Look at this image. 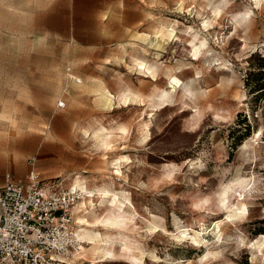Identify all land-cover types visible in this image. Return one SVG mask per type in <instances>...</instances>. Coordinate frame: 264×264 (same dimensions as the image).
<instances>
[{
	"label": "rangeland",
	"instance_id": "374dc122",
	"mask_svg": "<svg viewBox=\"0 0 264 264\" xmlns=\"http://www.w3.org/2000/svg\"><path fill=\"white\" fill-rule=\"evenodd\" d=\"M253 53L264 0H0V184L91 192L66 264H264Z\"/></svg>",
	"mask_w": 264,
	"mask_h": 264
},
{
	"label": "built area",
	"instance_id": "2783aa9c",
	"mask_svg": "<svg viewBox=\"0 0 264 264\" xmlns=\"http://www.w3.org/2000/svg\"><path fill=\"white\" fill-rule=\"evenodd\" d=\"M79 197L63 181L43 180L34 169L25 179L8 174L0 185V264H66L79 246Z\"/></svg>",
	"mask_w": 264,
	"mask_h": 264
},
{
	"label": "bare ground",
	"instance_id": "6f19581e",
	"mask_svg": "<svg viewBox=\"0 0 264 264\" xmlns=\"http://www.w3.org/2000/svg\"><path fill=\"white\" fill-rule=\"evenodd\" d=\"M163 32V31H162ZM175 32V31H174ZM168 34V36H171V35H173V32H168L167 33ZM166 35V34H165ZM194 54V53H193ZM195 55V54H194ZM138 64V66H140V67H142V68H145L146 67V63H144V62H138L137 63ZM146 69V68H145ZM147 69H148V71L149 72H151L154 76H155V73H154V71H152V69L151 68H149V66L147 67ZM146 69V70H147ZM101 100H105L106 101V103H107V105L108 104H110L111 102H112V94L110 93V92H108V91H104V92H102L101 93ZM166 99V98H165ZM147 124V123H146ZM146 126V125H145ZM149 127V126H148ZM145 128V127H144ZM145 130V129H144ZM150 130V129H149ZM100 133V132H99ZM106 133V132H105ZM108 134H110V133H108ZM112 134V133H111ZM110 134V135H111ZM109 138V137H108ZM102 140V139H101ZM103 143H105L104 142V139H103ZM107 143V142H106ZM81 188V190H82V195H83V193L85 192V193H91L90 191H87L86 190V188L84 187V186H82L81 184H80V182L79 181H77L76 182V186L74 187L75 189L76 188ZM73 189V188H72ZM109 193V192H108ZM107 192H100V194H101V198H104L105 196H106V194H108ZM89 197L91 196L90 194L88 195ZM244 199V197L242 198V200ZM95 203V202H94ZM82 205H85L86 204V201L84 200L82 203H81ZM231 213L232 214H234V215H236L238 218H244L245 216H247L248 214H249V209H248V207H247V205L245 204V203H241L239 206H237L236 207V209H233V210H231ZM231 217V215H228L227 217H226V220L227 219H229ZM79 221H80V223H81V226H90V222H89V220H87V219H85V218H79ZM228 221V220H227ZM224 223V220H219V221H217L216 222V224H215V226L217 227V229H218V239H217V243H218V247L219 246H222L224 243H225V237H224V235H223V232H222V230H221V228H220V226H221V224H223ZM196 235V234H195ZM263 238H264V234L263 235H261ZM76 238H77V240L78 241H80V242H82L80 239H79V237H78V234H77V232H76ZM243 241H245V240H243ZM255 241V240H254ZM262 242V241H261ZM247 243V242H246ZM97 244V243H96ZM245 244V243H244ZM248 244V243H247ZM259 244V240H256V242H253V245L252 246H255V245H258ZM259 246V245H258ZM261 246V247H260ZM259 247L261 248L260 249V251H262V252H264L263 251V249H262V247L264 248V244L263 245H260ZM258 247V248H259ZM255 248V247H254ZM257 249V248H256ZM257 251V250H256ZM258 252V251H257Z\"/></svg>",
	"mask_w": 264,
	"mask_h": 264
},
{
	"label": "trees",
	"instance_id": "16d2710c",
	"mask_svg": "<svg viewBox=\"0 0 264 264\" xmlns=\"http://www.w3.org/2000/svg\"><path fill=\"white\" fill-rule=\"evenodd\" d=\"M253 58L256 60L247 71L245 87L250 95L261 98L264 97V55L261 53H253L251 59Z\"/></svg>",
	"mask_w": 264,
	"mask_h": 264
},
{
	"label": "crops",
	"instance_id": "0c3cea01",
	"mask_svg": "<svg viewBox=\"0 0 264 264\" xmlns=\"http://www.w3.org/2000/svg\"><path fill=\"white\" fill-rule=\"evenodd\" d=\"M116 1H118V0H116ZM119 1H120V0H119ZM114 4L117 5V3H114ZM117 6H118V5H117ZM117 8H119V7H117ZM96 10H97V9H96ZM99 11H102V10L99 9L98 12H99ZM7 175H8V174H7ZM7 175H6V176H7ZM5 179H6V177H5ZM4 182H5V180H4ZM4 182H3V183H4ZM3 183H2V184H3ZM0 185H1V184H0Z\"/></svg>",
	"mask_w": 264,
	"mask_h": 264
}]
</instances>
